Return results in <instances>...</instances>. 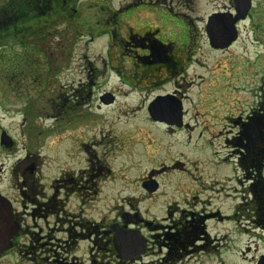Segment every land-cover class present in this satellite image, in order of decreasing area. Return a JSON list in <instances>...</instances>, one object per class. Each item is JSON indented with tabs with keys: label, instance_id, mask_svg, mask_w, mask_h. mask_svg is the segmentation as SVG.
<instances>
[{
	"label": "rangeland",
	"instance_id": "rangeland-1",
	"mask_svg": "<svg viewBox=\"0 0 264 264\" xmlns=\"http://www.w3.org/2000/svg\"><path fill=\"white\" fill-rule=\"evenodd\" d=\"M148 1L167 8L165 0ZM130 4L135 7L136 0H29L39 21L30 22L34 11L28 9L23 36L1 39L6 99L0 97V188L27 179L46 185L60 178L89 179L90 238L77 235L83 232L79 215L62 216L77 228L57 252L71 264H256L264 245L242 227L263 229L241 209L258 176L241 167L242 155L229 141L240 137L236 121L264 102V0H253L250 17L237 28L239 39L225 49L211 46L204 24L230 0H199L198 11L189 14L196 26H174L179 19L162 8L151 13L131 6L118 14ZM156 17L170 24L158 26L161 41L174 44L164 50L154 45L163 59L151 67L130 56L146 43L134 42L141 20L155 23ZM120 22L127 25L116 26ZM112 29L130 43L121 41L125 47L118 50ZM168 55L174 58L166 60ZM106 94L115 97L113 103L102 102ZM160 96L181 102L183 126L153 120L149 106ZM150 177L157 193L143 187ZM196 196L200 209L213 196L211 207L228 218L210 223L213 241H206V250L170 254L163 244L171 231L167 225L185 208L182 202H197ZM125 216L131 217L130 228L153 242L140 257L122 260L107 250L99 232L122 224ZM66 222L58 229L69 230ZM57 235L66 238L63 231ZM211 245L218 249L208 250Z\"/></svg>",
	"mask_w": 264,
	"mask_h": 264
},
{
	"label": "flooded vegetation",
	"instance_id": "flooded-vegetation-1",
	"mask_svg": "<svg viewBox=\"0 0 264 264\" xmlns=\"http://www.w3.org/2000/svg\"><path fill=\"white\" fill-rule=\"evenodd\" d=\"M28 2L29 0H3L1 3L0 0V42L2 38H12L13 33L10 31L9 26H25V24H27L24 16L28 13V9L30 11ZM59 2L60 4L62 2L64 3V0L62 2L61 0H56V3ZM133 4H130L129 8L124 5L122 7L124 10L121 11L119 9L118 14L126 10L129 12L132 9ZM165 5L168 8H166V10L162 8L163 6L159 7L160 5L158 2L154 4L148 0H136V8L133 7V9H149L151 13L153 11L155 13L158 9L162 8L165 12L172 13L179 19L178 22L173 24L174 26H196L189 14L198 11L199 0H165ZM236 7L235 0H230V4L223 10L213 9L204 26H208L209 18L213 14L226 13L228 15L231 13L235 16L237 14ZM37 8L41 7L38 6ZM171 11H177V13ZM251 11L252 9L250 12ZM250 12L249 16L246 17V20L250 17ZM118 14H114V16L117 15L116 18L120 20ZM185 14L187 15L186 18ZM108 17L109 21L106 23V26H111V17ZM156 19L155 23L143 24L141 20L140 26L143 27H140L139 31L133 33L136 34L134 42L136 44L137 42L144 40L146 43L144 46L137 47L139 50L136 48L134 54L130 56L131 58L134 57L133 60L135 62L140 61L151 67L160 65L155 63L156 60H159L160 58L159 61H162L163 59L161 51L155 52L152 47L154 45H159L160 48L164 47L165 49L169 47L170 44H174L173 41L165 40L166 42L163 41L164 43L161 41L160 37L163 36V29L160 27L158 28V26H168L170 24L160 22L157 17ZM246 20L239 21L237 26H240V24L244 23ZM125 25L127 24L121 22L116 24V26ZM5 29L9 30L8 35L3 34L5 33L4 31H6ZM111 33L114 41H117L118 50L120 47H123L121 41L125 46L130 43V41L126 40L124 37L120 35V37L117 36L114 29H112ZM2 34L3 36H1ZM152 36L156 41L151 39ZM12 39H9L10 42L14 41V39ZM131 46L135 47L133 44ZM121 54H123V52ZM168 57L174 58L172 55H168L166 56V60ZM0 95L1 101L3 100L4 102L6 99L5 86H0ZM250 113L249 116H246V120H240V122L236 121V124L238 123L241 128V131L239 130L240 137L234 138V140L229 141V143L231 142L235 145L234 151H238V153L243 156L240 157L241 167L244 170L255 172L254 174L258 176L256 183L249 186L248 195L251 198L247 199L244 205L242 204L241 210L244 213H247V217H249L252 222L254 221L255 223L260 224L261 226L259 227H262L263 230L257 231L256 229L254 230L250 227L244 226L242 228H244L243 233L249 234L248 236L250 238L257 239L255 243H262L264 245V176L261 177L264 168V122L258 126L260 144L248 145L246 138L249 135L246 130L250 124V118L251 122L257 118L260 120L264 118V102L261 107H257L256 110H253ZM3 132L4 131H2V133ZM238 146L242 149H237ZM14 172L15 167L13 168V173ZM23 177L27 178L25 173ZM28 180L29 179L16 183L11 182L6 185L5 189L0 188V214H3L4 212L6 214H11L9 219H5L6 222L4 220L0 221V243L2 248L0 249V264H71L67 262V258L62 259L58 257L57 252L60 248H65L66 245H69L70 241L75 237V232L73 233L71 229L77 228L73 226L70 219L66 222L64 221L66 219L62 216L63 214H68L70 217H73V214L79 215V218H82L81 221H83V223L78 224V227L83 229V232L81 233L82 235H77L90 238L91 233H89L88 230L90 229L89 225L92 224V221L89 219L88 215L91 205L94 204V187L89 184V179H87V177L81 178L79 181L76 179L68 181L69 179L67 178H60L53 184L49 183L47 185L29 182ZM151 181L152 177H150V181L145 180L144 183ZM145 191L148 193L150 192L147 189H145ZM158 191L159 186L154 192L150 193H157ZM212 198L213 196H210L209 200H203L201 209L198 208L200 205L198 196L193 199H198L197 202L190 201L189 199L184 202L185 204L182 202L185 208L181 209L177 219H175L174 216L171 218V222H169L170 224L167 225V229H170L171 231L164 235L165 239H167L166 242L163 243L165 246L164 248L167 249L170 254H181L183 252H187V254L191 252L198 253L200 250L204 251L207 249L208 244L206 241L208 240L210 243L211 240L213 241V239H211L212 236L209 228L210 223L223 217L228 218V216H223L219 208L211 207ZM190 203L192 207L189 206ZM179 204H181V201ZM67 205L70 207H67ZM174 205L175 204H172L169 207H173ZM234 209H238L237 204L236 206L234 205ZM122 218V224L117 221L99 233L102 234L103 238L106 240V242L103 241V245L107 250L110 247L109 249L117 253L120 259L125 260L117 250L115 243L116 233L128 231H135L139 235L140 233L139 231L130 228L129 224L131 223V217L126 218L125 216ZM63 222L71 224L69 230L66 227L58 229V225L63 224ZM126 226L127 230H125ZM61 231H63L66 238L58 237L57 234ZM158 237L159 235L155 238ZM216 237L217 236H215V238ZM218 240L219 238H216L214 242H217ZM144 242L146 249H148L149 244H151L153 240L145 238ZM212 247L218 249L215 248L216 245H211L208 250ZM227 250L229 249L227 248ZM50 252H52L53 256L46 258V254ZM260 256L261 257L257 259L258 261L256 264H260L261 261L264 262V255Z\"/></svg>",
	"mask_w": 264,
	"mask_h": 264
},
{
	"label": "water",
	"instance_id": "water-1",
	"mask_svg": "<svg viewBox=\"0 0 264 264\" xmlns=\"http://www.w3.org/2000/svg\"><path fill=\"white\" fill-rule=\"evenodd\" d=\"M236 2V15L233 14H213L208 21L206 27V33L209 42L213 48L225 49L235 43L239 37L237 23L241 20H245L252 9V0H235ZM173 98V97H172ZM171 96H160L150 106L149 113L153 117V120L165 121L169 125H176V127L183 126V106L180 101H174ZM115 97L112 94H106L101 97V100L105 104L114 102ZM165 102L166 104H161ZM264 118H259L251 122L246 130L249 134L246 138L248 145L260 144V134L258 126L262 124ZM2 138V143L5 144L8 140L5 137ZM8 145V144H7ZM143 187L150 192H154L157 188V182H145ZM2 203V202H1ZM3 204V203H2ZM11 214H0V221L9 219ZM1 242V240H0ZM115 243L117 250L121 253V257L125 260L139 256L146 252V245L144 239L135 231L117 232L115 237ZM0 249L1 243H0ZM260 264H264L263 261Z\"/></svg>",
	"mask_w": 264,
	"mask_h": 264
},
{
	"label": "trees",
	"instance_id": "trees-1",
	"mask_svg": "<svg viewBox=\"0 0 264 264\" xmlns=\"http://www.w3.org/2000/svg\"><path fill=\"white\" fill-rule=\"evenodd\" d=\"M48 7V6H47ZM42 8V7H41ZM50 8V7H49ZM55 8V7H54ZM53 8V9H54ZM32 11H34V14H30V22H32L33 21V19H36V20H38L39 21V16H38V13L37 12H35V10H34V7H32V8H30V12H32ZM48 12H50V11H47V13ZM46 13V12H45ZM43 15V14H42ZM5 28H7V27H5ZM9 28H10V31L13 33V36L14 37H17V36H21V35H19L20 33H22L23 34V32H24V29L22 30V26H9ZM30 28V26H27V31H28V33H29V29ZM6 30V29H5ZM21 31H23V32H21ZM5 33H3L4 35H8V33H9V30H6V31H4ZM3 34L1 35V36H3Z\"/></svg>",
	"mask_w": 264,
	"mask_h": 264
}]
</instances>
